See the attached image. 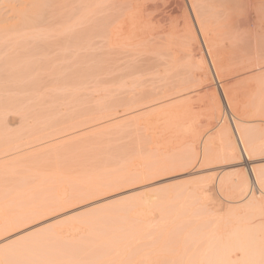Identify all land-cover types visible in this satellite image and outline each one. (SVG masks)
<instances>
[{
	"label": "rangeland",
	"instance_id": "rangeland-1",
	"mask_svg": "<svg viewBox=\"0 0 264 264\" xmlns=\"http://www.w3.org/2000/svg\"><path fill=\"white\" fill-rule=\"evenodd\" d=\"M151 1L148 6L162 9L156 15L180 2L187 7L179 6L192 20L181 15L192 33L186 29L185 47L170 48L176 60L169 50L153 54L158 44L137 48L126 43L128 50L110 45L91 24L102 16L88 18V0H57L45 15L30 16L32 27L24 30L19 15L7 7L12 2L21 10L19 1L0 0V222L18 223L41 212L47 213L43 219L60 217L36 236L46 235L43 242L31 237L42 242L39 248L35 239L30 241L38 256L29 246L19 252H34L36 264H242V252L229 254L231 249L246 246L249 237L264 246V211L251 215L240 208L242 191L232 184L217 186L222 175L243 177L253 160L246 163L238 152L200 163L195 153L190 155L195 150L200 155L201 138L215 134L223 116L222 126L230 127L228 118L234 116L247 130L262 133L256 138L264 141V107H236L229 113L221 89L233 80L241 95L244 91L241 98L247 97L244 80L264 73V43L225 39L219 54L224 64L217 65L226 71L218 83L187 0H166L167 6L165 0ZM22 3L26 17L35 13ZM111 46L122 51L118 55ZM168 107L184 108L186 132L167 130L152 118L134 123ZM230 142L237 145L233 135ZM219 148L214 142L212 149ZM261 155L264 146L253 159ZM202 191H208V202ZM249 231L253 237L245 234ZM224 252L227 257L220 256ZM13 255L4 264L22 260ZM255 257L246 264L264 262L263 256Z\"/></svg>",
	"mask_w": 264,
	"mask_h": 264
},
{
	"label": "bare ground",
	"instance_id": "bare-ground-1",
	"mask_svg": "<svg viewBox=\"0 0 264 264\" xmlns=\"http://www.w3.org/2000/svg\"><path fill=\"white\" fill-rule=\"evenodd\" d=\"M16 1L17 2L19 1L20 6H21V2H23L22 4H24V5H26V4L31 5L35 9L34 12L36 13V14L34 13L35 14L34 15L33 12H30L32 14L29 13L30 15H28V17H26L27 13L24 10V8L22 7L23 5L21 7L19 6V9L21 8V10H18L17 6H14L17 9L16 10L15 8H13V5H11V4H13L12 2H11V4L8 3L7 7H10L12 9L11 11L12 12L14 11V14L19 15L18 19L21 18L19 20V22L22 20L20 22V23H22V27H21L22 29L23 28L28 29V28H30L29 26L31 25V23L33 24L32 21H30L31 23L29 22V25L27 23L30 20V19L28 20V18L30 16L34 17L38 14L39 15L40 14L45 15L44 10L46 8H48V6H50L51 4L57 3L56 2L57 0H16ZM154 1H158V0H154ZM160 1H163V0H160ZM61 2H62V0H61ZM63 2H65V1H63ZM149 2H152V1L151 0H88V16L90 15V17H88V18L93 17V15H95V16L101 15L102 16L101 17L102 19L100 20V22L96 21L94 24L93 23H91V24L96 29L98 27V29L102 31V32L99 31V33H102V35H103V32L105 33L106 39L105 38L104 39L108 40L109 41L108 43L110 45H116L119 48L118 45L123 44V45H121L122 49H123V46L126 43L132 44V47L135 46V44L137 46H140L142 43H146V42H147V44L153 43L154 44L153 46H156L158 44V46H156L157 49H155L154 51L152 50L153 48H151V51L154 52L153 54H156L157 51H159L157 54H159L160 51H161V54L163 53V51L168 52V53H170L169 51H172L171 56L174 55V56H172V58L174 57L173 60H176L175 55L177 53H176V51H173V50H175V48H178L181 46H183V47L186 46L187 39H188L187 35L190 32L192 33V26L189 23L190 21L192 22V20H190L191 18L190 19L188 18L189 14L187 12H185V14H187V18L190 21L186 17H184L187 20L184 19V22H182L183 21L182 18L185 14L181 13V9L179 7V6H182L181 2H180L179 6H177V7L172 6V7L168 8V10H165L164 12L161 11L160 14L157 13L158 15L154 14V13H156L155 11L158 12L162 9L158 8V6H153V7L148 6ZM159 3H161V2H159ZM169 3H170V0H169ZM187 3L189 4L188 9L191 11V15L193 17V22L195 23V26H193V27L196 28V31H197V34H198L199 39L201 41V44L205 48V53L207 55V59L209 60L208 63L210 64L209 66L211 68L213 75L217 79L218 83L221 82V78H222L221 74H222V71L225 69V67L223 69L222 65H221L222 69L219 68V66L217 65V63L218 64H221V63L224 64V62H222L220 60L219 54H220V50H221L223 41L225 39H230L234 42H238L239 44L240 43L246 44V43H250V42H253V43L262 42V43H264V0H187ZM163 5H164V3H163ZM167 5H168V2L165 6H167ZM50 7H52V6H50ZM162 7H164V6H162ZM184 7H183V9L187 8V7H185V8ZM10 8H9V10H10ZM164 9H165V7H164ZM30 11H33V10H30ZM152 11H154V12H152ZM182 14H183V16H181ZM179 16H181V17H179ZM91 19H93V18H91ZM94 19H97V18H94ZM24 23H26V24H24ZM96 23H99V24H96ZM91 24H89V25L91 26ZM23 25L26 27H23ZM166 25H168V26H166ZM31 27H32V25H31ZM19 28H20V26L18 28L12 27L11 29H8V31L9 30L13 31L12 29L15 30V29H19ZM98 29L95 32H98ZM186 29L189 31V33L186 32ZM92 30H93L92 32H94L95 29H92ZM94 34L95 33H93V36H96L98 33L96 35H94ZM102 39H101V41H102ZM91 40L93 41L91 43L95 42V40H93V39H91ZM88 43H90V42H88ZM91 43L89 45H91ZM108 43H106V44H108ZM177 43H180V44H177ZM102 44H104V43H102ZM150 44H148L149 48H150ZM89 45H88V47L90 49ZM175 45H177V46L179 45V46L177 47ZM94 46H97V45H94ZM128 46L130 47V45H128ZM137 46H135V47H137ZM145 46H147V45H145ZM172 46H175V48L173 47V50L170 49V48H172ZM91 47H93V46L91 45ZM111 47H113L112 50L115 49L114 46H111ZM108 48H110V46ZM118 48L115 50L116 52H117ZM126 49L128 50L130 48H128L126 46ZM141 49H142V47H141ZM135 50H137V49L135 48ZM146 50H147V47H146ZM121 51H122L121 49L118 50L117 54L119 55V52H121ZM139 51H140V47H139L137 52H139ZM147 52H150V51H147ZM168 53H166L165 55L167 56ZM89 55L92 56L93 53L92 54L90 53ZM88 57H90V56H88ZM174 64H175V62H174ZM177 65H175V66L177 67ZM256 66L259 69L263 68V67H261V65H256ZM256 66H255V68H256ZM224 71H226V70H224ZM99 72H103V71L102 70L100 71V68H99ZM259 73H261L262 75H260ZM259 73H258L259 75L257 73L255 74L257 76H254V77L250 76L251 78L249 77L247 82H246V80H244V83H246V84L243 83L244 88L246 89V87H247L246 92H245V93H247L246 94L247 97L245 99L241 98V96L242 97L244 96L243 89H242L243 95H241V93H240L241 90L239 89L240 90L239 91L238 88L236 89L231 85V82L233 80L229 81L230 83L227 82L224 85V83L226 82L225 81L223 83V86L221 84L222 87L221 86L220 87H221V89L223 88L222 89L223 106L225 107L227 112L234 114L236 107H264V73L261 71H259ZM234 86H235V84H234ZM214 107H219V105L216 104V106H214ZM183 110H184L183 107H168V108H163V109L161 108V110L156 111L153 115L151 114L152 116L149 115L150 114L149 113L148 114L149 118H146L145 120L143 118V120H142V117H139V118H141V120L136 119L137 121L134 123H136V125H140L142 122H144V123L148 122L152 118V119L163 121L167 130L177 131V132H183V131L186 132V130H183V127L181 125L182 118H183L182 115L184 112ZM228 116H230V115H228ZM230 117L228 119L230 121L231 126L230 127L227 125L222 126V124H224L226 122V116H223V118L220 120V127L216 130L217 132L213 135L210 134V132H207L201 138V140H200L201 141V143H200L201 149L199 148L201 150L200 155L198 153V150H195L197 152H194V151H193V153L190 152V153H192V154H190L192 156L191 158H193V156H194L193 154L195 153L194 158L196 157L198 159V157H199L200 163H202V162L206 163L207 161L213 160L215 158H226V157H230V156H238L237 153L239 152V150L236 148V146H233L230 142V140L232 139V135L234 136L236 142L238 140L241 141V143H240L241 148L247 147L249 149V152L252 155V157H253L255 152H257L259 149L263 148L264 141H260L256 138V137H259L260 134L262 135V133H257L254 130L249 131L243 125L238 124L241 121H239L237 118L235 119L234 116L231 118ZM236 121H238V122H236ZM193 140L195 143L198 142L199 139H198L196 134H195ZM214 142H218V144L220 145V148L218 151H214L212 149V145ZM239 154H240V152H239ZM243 158L245 159L246 163L247 162H249V164L252 163V160L248 159L247 153L243 156ZM197 159H195V161L193 159L192 160L194 162H196ZM248 166L249 167H247V168H251L254 165L250 164ZM222 176H220L221 178L219 177L217 180L218 188H224L225 186L232 184L231 186H233L234 188H237V190L243 192V194H242L243 198L242 197L241 198H242V203H243L242 205H244V206H242L240 208L245 209L248 212L250 211L251 215H252V213L254 214V212H257V213L260 212V210L264 211V208H263L264 202L261 199H260L261 201L258 200L256 198V195H254V190L256 187L258 188L257 192L259 190L258 194L260 195V189H259L258 185H253L251 188V194H249L250 190H249L248 186L245 185L243 177H241V178L237 177L236 179H234L235 177L231 178V177H233L232 175L229 177L228 176L222 177ZM211 177L214 178L215 175H213ZM254 186H255V188H254ZM253 188H254V190H253ZM199 190H200V188H199ZM203 190H205V189H203ZM207 192L205 191V193H204V191H202L203 195L201 194L202 196H205V198H207L206 202H208V200H209L208 198L210 197L207 195ZM210 199H211V197H210ZM213 199H215V198L212 197V200ZM213 202H214V200H213ZM95 215H97V214H95ZM177 216H178V214H177ZM93 217H94V215H93ZM95 218H97V217L95 216L92 219H95ZM165 220H167V219H165ZM146 233H148V232H146ZM253 233H252V231H249L248 233H245V234H247V236L249 237V236H252ZM250 234H252V235H250ZM238 236H239V234L236 235L235 239H237ZM35 237L30 238L31 240H29V239L26 240L29 243L24 241V243H22L21 245H18L19 247L22 246L21 249L18 247V248H16L17 250H15V247H17V246H15V247H13L14 249L12 248L13 250H11V248H10V249H8L10 251L0 252V263L2 260V263L4 264V261H7L8 258L11 257L10 255H13V254L16 255V253L18 255L19 252H21V251L23 252L25 249H28V248H29L28 251H31V249L33 247V249H34L33 251L35 252L36 251L35 248H37V245L39 243H42L44 240V237L46 238L47 236L45 235L43 237L41 235V238L39 237L42 242L38 241L39 240L38 237H36L38 239L36 241ZM34 239L37 242V245L32 244L33 245L32 246L30 244L31 243L30 241L33 240L32 242L34 243ZM250 241H253V238H252V240H250V237H249V239L246 240V242H247V243H245V244H247L246 246H244V244L241 243L242 246L238 245V246L234 247L233 249H231L229 251V254L232 251L242 252L243 258L245 259L242 264H246V262L247 261L249 262V260L252 261L253 259L256 258L255 256H258V257L260 256L261 258H262V256L264 257V254H263L264 249L260 248L262 246L261 245H260V247L258 245L255 246V244H253V242H250ZM25 243H27V244H25ZM250 243H252V244H250ZM23 244H25L26 247H24L25 245L23 246ZM248 244L250 245L249 246L250 248H254V247H258V248H254L253 250H251L250 248H248ZM27 246H29V247L27 248ZM22 248H25V249L22 250ZM39 248H40V246H39ZM39 248H38V250H39ZM259 248L261 249V251H258V250H260ZM255 249H258V250H255ZM18 250H20V251H18ZM28 251L26 252L25 255L26 256L32 255L31 257L34 259H32L31 257H30V259H29V257H28V259L24 258V257L22 258V256H25L24 253H20V254H23L22 256L18 255L21 257L20 259H16L19 257H16L15 255H13L15 257L14 259L17 260V262L22 259L21 261L18 262V264L19 263L20 264H29V263L32 264V262L22 263V262H25V261H23V259L26 261H28V260L32 261L33 260V261H35L34 263L36 264L37 260L35 259V257H37L39 255L37 253L38 251L35 252L37 254V256H35V257H34V255H36V254L33 251H32L33 253L31 252L32 254H30V252H28ZM27 253L29 255H27ZM226 253L228 254V252H224V255H222V253H221L220 256L224 257ZM227 254H226V257H227ZM39 257L43 258L41 256H39ZM251 257H252V260H251ZM39 260H38V262H39ZM46 260H49V259H46ZM256 260H257V258H256ZM261 260L263 261V258ZM259 261H260V259L257 260L256 262L260 263ZM262 261H261V263L264 264V262H262ZM11 264H13V262ZM14 264H17V263L14 262ZM230 264H232V263H230Z\"/></svg>",
	"mask_w": 264,
	"mask_h": 264
},
{
	"label": "snow or ice",
	"instance_id": "snow-or-ice-1",
	"mask_svg": "<svg viewBox=\"0 0 264 264\" xmlns=\"http://www.w3.org/2000/svg\"><path fill=\"white\" fill-rule=\"evenodd\" d=\"M193 43H195V37H193ZM241 141H237L236 148L239 150L240 155L243 157L246 153L248 159L253 160V167L247 168L242 171L245 185L249 188V194H251V188L253 185H258L260 189V198L264 201V155H261L259 161L253 159L247 147H240ZM90 204L86 207H93ZM81 211L85 208H81ZM55 211V209H54ZM47 213H38L32 219H25L18 223L0 222V251L8 250L16 245L22 244L24 241L30 239L33 236L39 235L48 225L52 224L54 220L60 217H54L52 219H43Z\"/></svg>",
	"mask_w": 264,
	"mask_h": 264
}]
</instances>
